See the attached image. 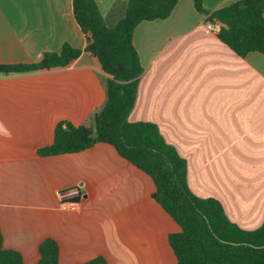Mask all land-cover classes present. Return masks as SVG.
Returning a JSON list of instances; mask_svg holds the SVG:
<instances>
[{
    "label": "crops",
    "instance_id": "obj_1",
    "mask_svg": "<svg viewBox=\"0 0 264 264\" xmlns=\"http://www.w3.org/2000/svg\"><path fill=\"white\" fill-rule=\"evenodd\" d=\"M237 1L204 3L217 10ZM96 2L109 28L126 14L128 0ZM218 27L207 31L193 0H178L167 19L135 28L144 73L129 120L157 124L187 161L191 191L255 230L264 222V54L237 55ZM65 43L86 47L73 0H0V65L38 63ZM107 78L85 51L65 67L0 73V229L4 248L25 264L37 263L46 238L58 242L61 264L177 261L169 235L181 228L153 198L152 178L115 147L39 153L59 122L92 126Z\"/></svg>",
    "mask_w": 264,
    "mask_h": 264
},
{
    "label": "trees",
    "instance_id": "obj_2",
    "mask_svg": "<svg viewBox=\"0 0 264 264\" xmlns=\"http://www.w3.org/2000/svg\"><path fill=\"white\" fill-rule=\"evenodd\" d=\"M178 0H128L123 19L107 27L96 0H73L75 19L86 37L84 50L65 43L59 53H45L35 64L0 65V73H21L65 67L84 51L98 60L106 80L107 101L93 116L91 127L62 121L55 128L53 143L42 156L78 153L97 143L110 144L134 166L149 175L156 186L153 198L179 225L169 235L175 264H264V222L245 230L226 215L215 198L195 195L188 184L187 161L167 143L151 122H131L144 68L133 43L135 28L142 22L165 20ZM205 23L219 25L218 37L237 55L264 54V0H239L217 10L204 0H193ZM60 246L46 238L39 245L36 264H61ZM0 264H25L16 250L5 249L0 229ZM79 264H109L97 256Z\"/></svg>",
    "mask_w": 264,
    "mask_h": 264
},
{
    "label": "built area",
    "instance_id": "obj_3",
    "mask_svg": "<svg viewBox=\"0 0 264 264\" xmlns=\"http://www.w3.org/2000/svg\"><path fill=\"white\" fill-rule=\"evenodd\" d=\"M212 30H213V24L207 23V31H212ZM78 193H79V191L77 189H75L72 191L63 192L60 195L64 199V198H67L69 195H74V194H78ZM63 206L65 207L66 203H64Z\"/></svg>",
    "mask_w": 264,
    "mask_h": 264
}]
</instances>
